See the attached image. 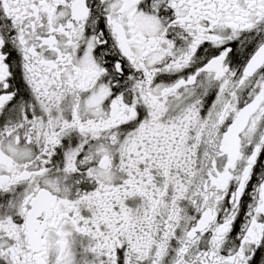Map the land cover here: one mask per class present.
Segmentation results:
<instances>
[{
	"label": "snow or ice",
	"instance_id": "1",
	"mask_svg": "<svg viewBox=\"0 0 264 264\" xmlns=\"http://www.w3.org/2000/svg\"><path fill=\"white\" fill-rule=\"evenodd\" d=\"M0 264H264V0H0Z\"/></svg>",
	"mask_w": 264,
	"mask_h": 264
}]
</instances>
